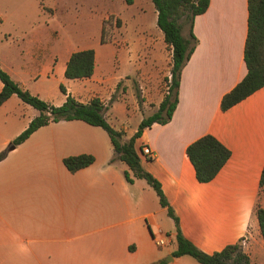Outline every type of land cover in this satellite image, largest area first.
<instances>
[{
	"label": "crops",
	"instance_id": "0c3cea01",
	"mask_svg": "<svg viewBox=\"0 0 264 264\" xmlns=\"http://www.w3.org/2000/svg\"><path fill=\"white\" fill-rule=\"evenodd\" d=\"M52 1L56 10L64 4L67 7V0ZM135 5L137 0L130 6ZM140 6V12L150 9L157 22L152 0L146 1V7ZM98 19L102 36L104 20ZM122 20L127 42L121 48L115 50L102 43L101 36L99 39L101 47L111 48V62L87 41L46 60L39 56L30 59L32 51L22 48L15 55L20 61L17 69L5 66L1 59L0 64L22 88L28 89L27 81L36 84L38 90L32 94L51 105L61 106L67 96L83 104L99 98L109 124L130 139L146 111L139 109L129 82L112 101L125 77L124 59L143 45L154 52L152 58L158 64L167 44L158 26L155 32H138L137 26H131V18ZM128 26L136 29L131 35ZM193 32L198 43L182 70L173 118L146 129L136 141V149L143 168L161 183L186 239L209 255L245 240L251 264H259L264 244L255 208H264L260 192L264 87L229 110L221 109L223 96L247 75L248 0H210L207 11L195 18ZM127 35H133V40ZM89 49L95 51L93 76L67 79L71 54ZM116 52L124 67L115 66ZM16 73L20 79L14 78ZM53 79L55 85L48 86L47 81ZM2 89L0 81V92ZM52 89L60 91V99L54 100ZM147 90L144 105L155 98L158 110L165 96H153ZM39 115L17 95L6 101L0 107V153ZM205 135L216 137L231 151V157L213 181L200 183L186 150ZM142 145L150 147L155 159L141 156ZM82 154L94 156V163L70 172L64 159ZM126 171L128 167L116 158L108 134L81 120L50 123L8 150L0 162V264H153L160 260L200 264L190 256H172L177 247L173 219L148 183L142 179L129 183ZM159 231L173 239L170 246H157Z\"/></svg>",
	"mask_w": 264,
	"mask_h": 264
},
{
	"label": "trees",
	"instance_id": "16d2710c",
	"mask_svg": "<svg viewBox=\"0 0 264 264\" xmlns=\"http://www.w3.org/2000/svg\"><path fill=\"white\" fill-rule=\"evenodd\" d=\"M157 12V26L164 34V41L172 50L171 81L168 85V94L160 104L158 110L151 116L144 118L137 132L125 139V133L112 127L104 114L105 105L99 98H94L87 104L78 102L72 96H67L61 106H54L22 88L11 76L3 70L0 64V81L3 89L0 92V107L13 95H17L24 103L40 112L29 127L23 131L10 147L16 148L25 142L40 128L50 123L60 121L81 120L89 125L102 128L110 137L116 158L124 162L128 171L125 172L126 180L133 183L134 179L145 180L157 193L160 205L167 208L168 215L175 223L177 232L176 250L172 253L174 258L190 256L200 264H251L250 257L243 251L242 242L227 246L220 252L212 255L198 249L192 242L184 237L180 228V221L170 206L161 183L141 163L136 149V141L142 137L146 129L154 124L165 125L174 115L179 101V88L182 70L190 60L196 49L198 40L193 32V22L199 15L204 14L210 5V0H152ZM132 4V0H128ZM101 42L105 44V29ZM189 24V35L184 37L183 29ZM244 59L247 75L221 101L222 111H227L242 102L256 91L264 87V0H248V33L245 43ZM95 71V51L93 49L74 52L71 54L65 71V77L70 80L91 78ZM61 91L66 94V89L61 86ZM140 98L139 94L137 95ZM8 151L0 153V162L6 157ZM192 163L196 178L200 183L213 181L231 157V151L216 137L205 135L193 143L186 150ZM95 161L94 156L82 154L64 159L66 168L74 173L89 167ZM130 172L133 174L131 177ZM260 192L264 193V168L260 179ZM261 236L264 244V208L257 205L255 208ZM153 264H167L160 260Z\"/></svg>",
	"mask_w": 264,
	"mask_h": 264
},
{
	"label": "rangeland",
	"instance_id": "374dc122",
	"mask_svg": "<svg viewBox=\"0 0 264 264\" xmlns=\"http://www.w3.org/2000/svg\"><path fill=\"white\" fill-rule=\"evenodd\" d=\"M146 1L148 0H137V3L141 4L140 7L143 8L146 7ZM66 2L67 7L64 4L63 8L59 7L56 10L52 0H0V20H2L0 23V41H2L0 42V59L2 63L17 69L20 61L18 62L15 55L22 48H29L32 51L30 59L33 56L37 59L39 56L40 60H46L50 58L51 54L61 56L68 48L76 47L87 41L95 45L97 51H102L105 61L111 62L113 57L110 52L111 48L116 50L127 42L123 17L131 18L130 24L134 27L137 26L138 32L140 29L149 32H155L158 29L151 10L147 8L145 12H140L138 5L130 6L133 4V0L132 4H128V0H67ZM99 17L106 21L104 24L105 44H109L111 48L101 47L99 44L101 36ZM18 25L24 26V28H18ZM128 28L127 34L130 32V35L133 30H136L130 26ZM188 32L189 24L183 29V35L188 36ZM133 37V35H127L131 41ZM5 38L8 41H5ZM37 47L39 49L42 47L40 52ZM136 51L137 53L129 51L124 59L126 63L125 77L118 86L112 101L118 98L125 83L129 82L139 109L146 111V113L142 112L147 118L157 110V107L154 103L155 98L152 97L149 98L146 106L144 105L146 100L143 97L144 90L148 89L146 92L153 96L167 95L166 92H168V85L171 81L172 52L170 47L166 46L164 55L157 64L152 58L154 53L152 50L140 45ZM31 62L33 59L29 61L28 65ZM114 63L117 68L124 67L123 60H118V52L115 54ZM15 76L16 79L21 78L17 73ZM55 81V79L47 81L48 86H54ZM41 82L44 80L41 79ZM27 83L29 84L27 90L31 93L38 90L36 84L29 81ZM54 91V100L60 99V91ZM138 94L140 98L137 97ZM126 125L130 129L133 126L129 123ZM10 148L9 145L4 151H8ZM166 235L169 236L167 233ZM245 244L244 240L241 246L246 253L247 246ZM254 245L255 248L258 247L256 241ZM258 261L259 264H264V255L260 256Z\"/></svg>",
	"mask_w": 264,
	"mask_h": 264
},
{
	"label": "built area",
	"instance_id": "2783aa9c",
	"mask_svg": "<svg viewBox=\"0 0 264 264\" xmlns=\"http://www.w3.org/2000/svg\"><path fill=\"white\" fill-rule=\"evenodd\" d=\"M140 153L141 156H143L146 160L155 159V154L148 145H142L140 147ZM155 242L158 247H165L170 246L173 243V240L170 236H167L162 231H159L158 237H156Z\"/></svg>",
	"mask_w": 264,
	"mask_h": 264
},
{
	"label": "water",
	"instance_id": "95a60500",
	"mask_svg": "<svg viewBox=\"0 0 264 264\" xmlns=\"http://www.w3.org/2000/svg\"><path fill=\"white\" fill-rule=\"evenodd\" d=\"M12 149H14L13 147H11L9 150H12ZM171 258V260H172V257H170Z\"/></svg>",
	"mask_w": 264,
	"mask_h": 264
}]
</instances>
